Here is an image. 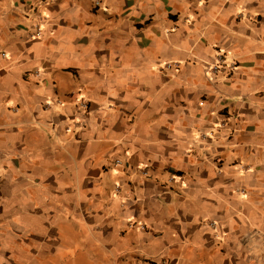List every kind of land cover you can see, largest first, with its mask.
<instances>
[{"label": "crops", "instance_id": "1", "mask_svg": "<svg viewBox=\"0 0 264 264\" xmlns=\"http://www.w3.org/2000/svg\"><path fill=\"white\" fill-rule=\"evenodd\" d=\"M94 1L0 0V264H264V0Z\"/></svg>", "mask_w": 264, "mask_h": 264}, {"label": "built area", "instance_id": "2", "mask_svg": "<svg viewBox=\"0 0 264 264\" xmlns=\"http://www.w3.org/2000/svg\"><path fill=\"white\" fill-rule=\"evenodd\" d=\"M94 3H95V5L97 6V5H100V1L99 0H95L94 1ZM36 30H35V35L33 36V37H36V36H38L39 35V32H40V27H39V25L37 24L36 26ZM226 61H225V59L223 58V55L222 54H217V58H216V60H215V62L214 63H212V64H209V66H208V68L206 69V71H208L209 73H217V72H219L220 70H223V69H225V68H227L228 70L230 69V71L231 70H233V68H234V63H225ZM177 63H175V62H165L164 64H163V68L162 69H164V70H166V69H170V68H172V67H175V66H177L176 65ZM83 105H85V104H83ZM115 164H120V161L119 160H115V162H114ZM212 224H214V223H212Z\"/></svg>", "mask_w": 264, "mask_h": 264}]
</instances>
